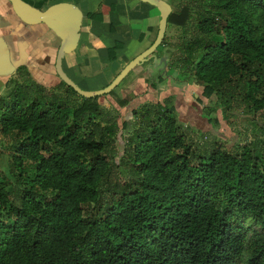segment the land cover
Returning a JSON list of instances; mask_svg holds the SVG:
<instances>
[{"label":"trees","instance_id":"obj_1","mask_svg":"<svg viewBox=\"0 0 264 264\" xmlns=\"http://www.w3.org/2000/svg\"><path fill=\"white\" fill-rule=\"evenodd\" d=\"M168 23L184 33L168 56L171 67L190 73L198 100L217 95L226 116L264 109V0H178ZM57 79L65 98H45L39 90L46 88L29 78L9 100L0 98V132L12 139L9 172L18 176L9 190L0 171V264H264V157L257 144L190 149L179 116L213 120L169 85L161 101L149 102L147 92L135 99L141 126L126 143V180L110 179L126 101L113 91L70 101V91L79 94ZM159 83H151L155 97ZM108 180L110 200L96 216Z\"/></svg>","mask_w":264,"mask_h":264},{"label":"crops","instance_id":"obj_2","mask_svg":"<svg viewBox=\"0 0 264 264\" xmlns=\"http://www.w3.org/2000/svg\"><path fill=\"white\" fill-rule=\"evenodd\" d=\"M26 1L42 10L61 1L75 3L80 7L83 13L81 37L75 48L66 51L62 64L65 72L86 90L107 86L126 64L150 47L157 37L163 14L161 9L141 0ZM168 1L174 11L178 1ZM172 26L177 27L168 23L166 36ZM64 34L65 30L47 23H24L8 0H0V35L9 42L12 56L27 58L28 76L34 74L35 78L32 77L35 83L45 88L56 87V91L63 86L59 85L55 62ZM165 45H169L168 40L158 47L156 54L159 58H166V67L163 68L164 63L156 67L153 60L145 62L135 67L113 92L122 99L130 95L131 106H134L136 98L139 99V95L148 92L149 87L152 88V81L159 83L162 76L165 81L168 80L169 86V70L174 69L168 57L170 52L165 53ZM3 77L0 75V89L5 87L6 79Z\"/></svg>","mask_w":264,"mask_h":264},{"label":"rangeland","instance_id":"obj_3","mask_svg":"<svg viewBox=\"0 0 264 264\" xmlns=\"http://www.w3.org/2000/svg\"><path fill=\"white\" fill-rule=\"evenodd\" d=\"M193 17L194 18L192 19L194 21V25H196L199 20L198 16L195 13ZM189 23L191 24L192 21H190ZM194 25H190L191 32L188 34V36H192V34L196 32V27ZM183 37L184 33L182 28L178 26H172L169 29V34L167 35L169 45L167 47L165 45V53H174L177 43L181 42ZM173 55L174 54H172V56ZM39 68L42 69V66H39ZM169 74H171V76L168 78L170 81V86L181 88L184 98L187 101L193 99L198 103L197 105H199L201 110L200 116L202 118L204 117L213 120L212 123H205L203 121L192 122L191 120L186 121L187 117L179 116L182 121H179L178 126L185 135L186 142L190 146V149L197 150L198 153L202 154L204 151L210 150L213 145L217 147L222 146L223 148H232L231 150H233L236 147H241L248 143H255L258 145V149L264 157V109L258 111H255L252 108H245L240 110L230 109L227 110L228 115L226 116L222 111L223 106L220 104V99H218L217 95H213L208 100H205V98H203L202 101L198 100V94L196 92L197 89L191 88V86H195L197 84L196 81L192 77H190V73H183L180 69L177 68L176 70H169ZM151 77L152 76H150V78ZM156 80L158 81V79ZM152 82L157 83L156 81ZM162 82L163 83H159L161 85L160 90L155 93L159 98L153 95V89H150L149 87L146 95L149 102H157L158 99L161 101L159 94L161 93V91H166L169 87L167 86L168 80L165 81L163 79ZM23 83H25L23 78H10L7 82V85L0 89V98L2 97L6 100H9L10 95H12V93L17 90L18 86ZM36 85L38 84L36 83ZM197 87H199V85ZM58 88L59 89L57 91L56 87L46 88V90L40 89L39 93L42 94V96H44L45 98L55 99L57 96H62L63 98H65V95L67 94L64 93V91L67 90L66 87L60 86ZM22 91H27V88H23L21 92ZM118 91L120 92V90ZM29 92L32 97H37L38 95V92H33L32 89H29ZM52 92L54 93L52 94ZM259 93L260 96L264 95L263 79L260 80ZM69 94L70 95L68 98L70 99V101L77 100L78 103L83 102V96H77V94L75 95L71 91L69 92ZM173 94L176 96L175 91L173 92ZM114 95L116 99L126 101V104L123 107L126 112L121 120H119L120 128L117 133V141L114 143V146L112 148L114 150V159H112L111 163H115L116 165L113 167V175L110 177V179H114V177L117 176L121 181L124 182L126 180V176L122 171L121 164H123L125 160H128V158L124 154L126 143L130 139L132 134L136 131V129L141 126V124L137 123L139 122L140 118L138 116H134V114L132 113L133 106H131L132 98H130V95L127 99L120 98V96L116 93H114ZM103 106L110 110L114 115L118 113V111H116L112 104L110 105L107 101L104 102ZM216 117L220 118V123L214 120ZM11 143L12 139H4L3 134L0 132V171H2L3 173H7L10 179L9 181H6L9 190H13L15 180L18 177L15 172H13L12 174L9 172L12 165V162L9 161L8 157L12 150L10 149ZM4 155L7 158H5ZM26 177L27 175L24 176V179H26ZM109 182L110 180L104 183L101 188V196L103 199L102 204L100 205V203H97L92 209L93 214H95L96 216L102 215L103 211L105 210L104 204H106L110 200L111 185ZM244 223L251 229H260V226L253 220H247Z\"/></svg>","mask_w":264,"mask_h":264},{"label":"water","instance_id":"obj_4","mask_svg":"<svg viewBox=\"0 0 264 264\" xmlns=\"http://www.w3.org/2000/svg\"><path fill=\"white\" fill-rule=\"evenodd\" d=\"M16 15L26 24L35 25L40 23L50 24L60 30H65L62 36L56 55L55 70L59 78L69 87L73 88L79 95L84 98H94L104 94L111 93L127 75L137 66L154 61L156 67H166V58H159L156 50L163 43L166 36L168 18L173 12V6L168 0H141L149 3L163 11L159 23L158 34L154 42L142 53L132 59L124 68L116 75V77L105 87L96 90H86L81 88L64 70L63 58L68 49L75 48L81 37V29L83 24V13L75 3L61 1L48 6L46 9H40L26 0H8ZM12 48L9 42L0 35V75L12 73L20 62L13 61ZM14 63H13V62ZM162 68V67H161Z\"/></svg>","mask_w":264,"mask_h":264},{"label":"flooded vegetation","instance_id":"obj_5","mask_svg":"<svg viewBox=\"0 0 264 264\" xmlns=\"http://www.w3.org/2000/svg\"><path fill=\"white\" fill-rule=\"evenodd\" d=\"M26 60H27V58H24V57H19V58H14L13 59V61L20 62V64H22V65L18 66L12 73H9L7 75H4V77L6 79V83H4L5 85H7V82H8V80L10 78H19V79L23 78V80L25 81L26 78H30L29 76H31V78H30V81L31 82H36L34 80V78H35V75L34 74L28 76V71H27L28 70V68H27L28 63L26 62ZM38 85H40V84H38Z\"/></svg>","mask_w":264,"mask_h":264}]
</instances>
